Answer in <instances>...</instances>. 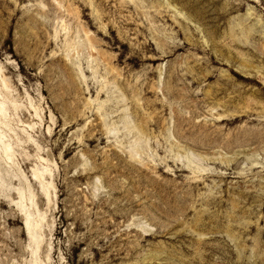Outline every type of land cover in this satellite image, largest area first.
Listing matches in <instances>:
<instances>
[{
  "label": "rangeland",
  "instance_id": "rangeland-1",
  "mask_svg": "<svg viewBox=\"0 0 264 264\" xmlns=\"http://www.w3.org/2000/svg\"><path fill=\"white\" fill-rule=\"evenodd\" d=\"M0 103V264H264V0H0Z\"/></svg>",
  "mask_w": 264,
  "mask_h": 264
},
{
  "label": "bare ground",
  "instance_id": "bare-ground-1",
  "mask_svg": "<svg viewBox=\"0 0 264 264\" xmlns=\"http://www.w3.org/2000/svg\"><path fill=\"white\" fill-rule=\"evenodd\" d=\"M72 45V44H70ZM81 74V73H80ZM82 75V74H81ZM6 84V83H5ZM35 111V110H34ZM0 114H2L4 116L5 112L4 109L2 107V103H0ZM3 141H1V135H0V144H2ZM3 147V152L6 154V156L9 158V153L10 151L8 150V147L6 144H2ZM46 171L45 168H43L42 170H38L36 168L32 169V176L34 178H36L37 180H39L38 182L40 183V187L42 189V191L45 194V197L48 196V192H47V186L49 185L48 182H44L43 180L40 181V179H42V175L43 173ZM49 172V171H48ZM47 174V173H46ZM19 192V191H18ZM21 195V194H20ZM19 195V196H20ZM48 199V198H47ZM20 201V200H19ZM22 203V202H21ZM21 206V205H20ZM24 207V206H23ZM22 207V208H23ZM25 209V208H24ZM23 209V210H24ZM22 210V209H21ZM26 210V209H25ZM27 211V210H26ZM25 211V220H24V225L26 230L29 232V234L33 237V235L36 234V228L38 227L39 221L42 219L41 217L38 216V212H36V217H32L33 219L29 218V213ZM35 211V210H34ZM24 212V211H22ZM34 214V213H33ZM35 261V260H34ZM33 261V264H35V262Z\"/></svg>",
  "mask_w": 264,
  "mask_h": 264
}]
</instances>
